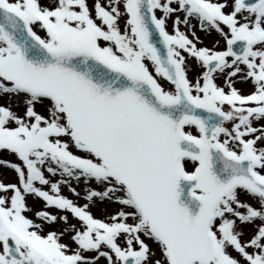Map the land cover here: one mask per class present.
Returning a JSON list of instances; mask_svg holds the SVG:
<instances>
[{
  "label": "snow or ice",
  "instance_id": "snow-or-ice-1",
  "mask_svg": "<svg viewBox=\"0 0 264 264\" xmlns=\"http://www.w3.org/2000/svg\"><path fill=\"white\" fill-rule=\"evenodd\" d=\"M4 170L0 264H264V0H0Z\"/></svg>",
  "mask_w": 264,
  "mask_h": 264
},
{
  "label": "rangeland",
  "instance_id": "rangeland-1",
  "mask_svg": "<svg viewBox=\"0 0 264 264\" xmlns=\"http://www.w3.org/2000/svg\"><path fill=\"white\" fill-rule=\"evenodd\" d=\"M170 24H171V21H169V25ZM197 32H199V31H197ZM216 38L217 37H216L215 33L213 34V36H209L208 38H204L203 45L211 47ZM191 75L192 74L190 73V76ZM218 83H219V81H218ZM237 87H240L242 90H246V86L245 85L238 84ZM8 173H11V174H8ZM2 175H3V177L0 176V178L5 179L6 181H10V180L14 179V174L10 170H4ZM63 191H64L65 195H67V196H69L71 198V194L67 191V189H64ZM80 202L83 203V201H80ZM93 212L96 215H100L101 214L99 208L93 209ZM56 227H59V225H57ZM65 242H67L66 238H65ZM101 264H103V261H101Z\"/></svg>",
  "mask_w": 264,
  "mask_h": 264
}]
</instances>
